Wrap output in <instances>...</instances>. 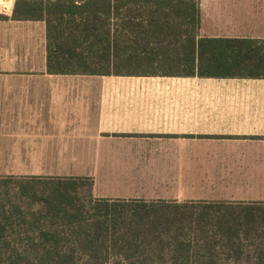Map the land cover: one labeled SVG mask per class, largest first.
<instances>
[{
    "label": "crops",
    "instance_id": "1",
    "mask_svg": "<svg viewBox=\"0 0 264 264\" xmlns=\"http://www.w3.org/2000/svg\"><path fill=\"white\" fill-rule=\"evenodd\" d=\"M198 1L202 36L264 40V0ZM11 14L1 175L87 178L95 198L253 201L234 192L264 176V78L48 71L45 22ZM196 184L233 195L198 196Z\"/></svg>",
    "mask_w": 264,
    "mask_h": 264
},
{
    "label": "trees",
    "instance_id": "2",
    "mask_svg": "<svg viewBox=\"0 0 264 264\" xmlns=\"http://www.w3.org/2000/svg\"><path fill=\"white\" fill-rule=\"evenodd\" d=\"M11 19L45 22L52 72L264 78V40L202 36L198 0H14ZM91 187L0 178V264H264L262 203L95 198Z\"/></svg>",
    "mask_w": 264,
    "mask_h": 264
},
{
    "label": "rangeland",
    "instance_id": "3",
    "mask_svg": "<svg viewBox=\"0 0 264 264\" xmlns=\"http://www.w3.org/2000/svg\"><path fill=\"white\" fill-rule=\"evenodd\" d=\"M10 1H12V3H10ZM13 4H14V0H0V15L1 16H5V14L7 13V10L9 9H13ZM5 177L4 175L0 174V178ZM16 178L19 177H23V176H13ZM46 182H50L49 180L46 181H42V183L39 184V186H37V189L40 191L41 189H44L46 187L45 183ZM55 182V181H54ZM76 182V181H75ZM76 183H81L82 185L79 188V191L82 194L86 193V190H88V185H87V181H77ZM249 185H244L242 187V192H234L235 195L239 194L241 197H245L247 200H253V201H213V202H224V203H262L264 204V176H258L256 178H254L253 180H249ZM33 184V183H31ZM194 189V193L197 194L199 196V194L201 193L203 197L206 196H228L230 197L231 195H233V193H218V192H211V190L202 184H196L193 186ZM214 187H217L216 185ZM219 189V188H218ZM109 199V198H108ZM207 202H212V201H207Z\"/></svg>",
    "mask_w": 264,
    "mask_h": 264
}]
</instances>
